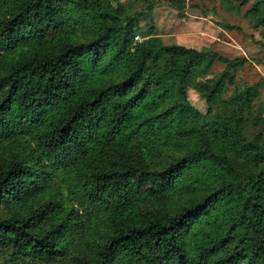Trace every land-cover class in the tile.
I'll return each instance as SVG.
<instances>
[{"label":"trees","instance_id":"trees-1","mask_svg":"<svg viewBox=\"0 0 264 264\" xmlns=\"http://www.w3.org/2000/svg\"><path fill=\"white\" fill-rule=\"evenodd\" d=\"M218 1L264 39V0ZM155 4L0 0V264H264V78L225 96L249 58L166 42Z\"/></svg>","mask_w":264,"mask_h":264},{"label":"rangeland","instance_id":"rangeland-1","mask_svg":"<svg viewBox=\"0 0 264 264\" xmlns=\"http://www.w3.org/2000/svg\"><path fill=\"white\" fill-rule=\"evenodd\" d=\"M155 1L157 4L151 11L150 20L144 19L142 24L152 22L166 42L176 41L197 49L209 48L229 58L239 56L249 58V62L238 68L234 73V79L227 83L225 96L229 97L236 85L244 82L253 83L264 78L262 28L255 29L243 16L250 5L242 7L235 13L223 7L218 0H184L180 9L175 6V0ZM222 19L241 26V29H223L217 23ZM151 65L156 76L161 77V61L159 59L151 61ZM223 68L222 62H215L209 77L219 73ZM189 95L200 110H206L205 100L194 88H190ZM253 103L257 109L264 111V86ZM234 178L242 182L246 175L242 171H236Z\"/></svg>","mask_w":264,"mask_h":264},{"label":"built area","instance_id":"built-area-1","mask_svg":"<svg viewBox=\"0 0 264 264\" xmlns=\"http://www.w3.org/2000/svg\"><path fill=\"white\" fill-rule=\"evenodd\" d=\"M147 38V36L145 37V36H142V35H140V34H136L135 35V39L137 40V41H142V40H144V39H146Z\"/></svg>","mask_w":264,"mask_h":264}]
</instances>
